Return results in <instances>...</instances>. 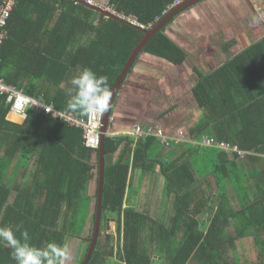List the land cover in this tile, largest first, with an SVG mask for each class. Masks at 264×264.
I'll return each instance as SVG.
<instances>
[{
  "label": "trees",
  "instance_id": "trees-1",
  "mask_svg": "<svg viewBox=\"0 0 264 264\" xmlns=\"http://www.w3.org/2000/svg\"><path fill=\"white\" fill-rule=\"evenodd\" d=\"M108 1L114 5L117 13L136 17L144 28L116 16L122 22L74 5L70 0H19L9 21L8 39L0 49V79L23 88L33 98L43 97L47 104H53L59 111L87 118L67 109L72 95L71 78L84 68H90L98 76L108 77L112 93L131 55L146 37V32L167 17L177 1L190 0ZM187 9L189 7L179 10L168 19L141 49L115 96L110 115H113L123 86L142 53L160 57L173 65H183L187 61L186 52L166 35L167 27ZM28 14V27L38 24L36 19L39 16L51 15L42 21V26H45L43 35L60 41L57 48L63 45L56 55L51 48L49 50L40 44L37 47L25 42L24 32H17L16 25L23 15ZM56 17L53 26V18ZM35 31V27L32 28L31 32L35 34ZM261 43L250 50L254 53L264 51V38ZM234 61L236 65L237 59ZM235 65L233 62L227 63L221 71L204 78L195 88L194 94L204 110L205 118L190 130V137L199 140L202 136L214 138L254 154L245 158L230 157L212 146L204 147L199 155H195L199 150L186 149L184 157H175L177 148L174 147L181 145L174 140L171 141L174 150L163 154L164 146L155 137L138 142L131 135L105 136L102 217L98 239L88 264H112L115 263L114 259L122 264H158L160 260L163 264H248V253L242 246L243 242L255 224L261 223V227L264 223L261 216L254 222L245 216L254 205L264 203V137L252 136L264 130V121L252 123V119L244 114L247 97L245 90L235 89L240 79L239 68H235ZM233 91L238 94L236 100L232 98ZM229 98L235 105L232 110L226 108ZM5 102V97L0 96V138L6 132L9 144L4 150L6 146L0 139V154L3 151L5 156H10V162L1 160L0 163V217L9 220L8 225L2 227H11L15 231L17 225H22L21 231L26 229L30 242L38 247L50 242L64 245L66 228L57 230L56 218L53 219L54 223L40 218L37 194L19 189L16 199L9 201L11 189L5 185L6 173L12 163L25 165L40 150V157L48 169L53 162V153L63 164H67L63 171L67 172L68 169L72 176H79L76 180H82L78 186L82 188L91 172V178L99 174V150L85 147L82 130L44 111L30 110L22 125L7 122L10 106ZM94 152L95 162L91 163ZM118 153V159L113 161ZM16 155L20 157L12 161ZM157 166L165 176L168 194L169 210L164 211L165 215L161 218H154L153 212H141L137 199H128L130 171L140 168L144 173H149ZM257 167L260 168L257 175L263 178L253 174ZM63 171L59 174H64ZM254 182L256 192L252 193L251 184ZM198 184H205L210 193L204 189L198 192ZM230 189L239 200L248 202L243 203V209L238 212H235L228 194ZM215 196L217 200H214ZM31 197L33 199H28ZM47 197L44 205L60 208L61 201L52 202L56 199H51L49 195ZM23 200L29 202L31 207H23ZM66 201L71 205L84 201L81 215L94 201L93 228L89 242L84 250L82 248V258L77 263L82 264L94 237L98 200L64 199L63 202ZM56 213L59 215L58 211ZM110 220L116 224L115 234L104 232ZM69 232L80 233L73 228ZM16 235L19 237L20 233L16 232ZM11 252V246L0 241V264H15Z\"/></svg>",
  "mask_w": 264,
  "mask_h": 264
},
{
  "label": "crops",
  "instance_id": "crops-1",
  "mask_svg": "<svg viewBox=\"0 0 264 264\" xmlns=\"http://www.w3.org/2000/svg\"><path fill=\"white\" fill-rule=\"evenodd\" d=\"M181 2L180 5L184 3ZM57 5L59 6V4ZM186 7H189V9L181 13L182 20L176 19L171 23L166 29V35L186 52L187 61L183 65H173L160 57L142 53L123 86L117 106L113 110V115H110L114 121L107 123L106 136H128L127 133L136 124L161 126L170 135H176L183 130L190 136V130L199 125L205 118L204 110L194 94L195 88L204 78L221 71L227 63L233 62L235 65L234 60L236 59L235 68H239L240 79L236 83L235 89L245 90L247 97L243 108L245 110L244 114L252 119V123L256 122L258 124L260 120L264 121V51L256 49L257 51L254 53L250 50L252 46L263 41L264 0H199ZM184 8L181 9L184 10ZM207 15L209 16L208 20ZM50 16V14H43L39 16V19H36L38 24H32L28 27L29 14L27 16L23 15V19L16 25V30L18 33L24 32L25 42L28 41L37 45V47L40 44L43 48H51L56 55L63 45L57 48L56 46L60 41H56L57 39L52 40L55 37L49 38L43 35L45 26H42L44 25L42 21L49 19ZM57 17L53 18V26ZM165 18H168V16ZM34 27L36 29L35 34L31 32ZM177 28L184 29V32L182 34L178 33ZM219 35L222 37L220 38ZM214 37H217V39L214 40ZM208 38H210V41L206 42ZM194 47L197 50L192 52ZM204 58H206V61ZM201 68H205V70H201ZM20 89L24 90L23 88ZM231 95L234 100L238 98L236 91H233ZM39 100L44 101V98L41 97ZM234 106L229 98L226 108L232 110ZM6 121L22 125L25 120L15 122L16 120L8 113ZM252 136L263 138L264 130H260ZM0 139L6 146L4 147V150H6L9 145L7 133L4 132ZM190 139L191 141L196 140L191 137ZM257 146L259 147V145ZM170 147V149L164 147L163 154L177 148L175 157H184L183 154L186 149L199 150L195 155H199L202 150L194 147L193 142L182 144L173 149L172 146ZM119 153L113 157V161L118 159ZM251 153L254 154V152ZM9 157V155L5 156L2 151L0 163L1 160L10 162ZM19 157L20 155H16L12 161L18 160ZM52 161L51 167L48 169V165H45L40 157V150H38L37 155L30 162L26 161L25 165L24 163L22 165L12 163L6 173L5 185L11 189L8 199H10V202H12L11 199H16L20 192L19 189L37 194V210L41 212L40 218H46L52 223H54L53 219L56 218L57 224L55 227L58 228L57 230L62 231L66 228L64 232L67 237L64 239V244L69 248V259L66 264H77L82 258L83 244L87 245L91 235L94 201L82 215L84 201L78 205H71L69 201H63L64 199H97L100 166L98 176L91 178L93 173L91 172L90 178L85 181L82 188H79V184L82 183V180H76L79 176H72L68 169L67 172L63 171L67 164H63L53 153ZM94 162L95 152L91 157V163ZM157 169L159 172L160 167L157 166ZM62 171L65 173L59 174ZM258 172H260L259 167L253 174L263 178L262 175H257ZM129 178L130 196L128 199H131L133 194L145 197L148 191L147 186H154L149 173H144L140 168L130 171ZM158 180V186H161V191H164L166 179H163L162 184L161 180ZM244 184L248 185L246 182ZM232 191V189L228 191L232 205L235 207L239 204L240 210L243 203L247 204L248 202L239 200V197ZM251 192H256L255 182L251 184ZM48 195L51 199H56L52 202L61 201L60 208H48L47 205H44ZM28 199H33V197ZM232 199H234V202ZM250 202L253 203L252 200ZM21 204L27 209L31 207L29 202L24 200ZM256 206L254 205L250 209V213L245 214L253 222L259 216L264 219V203L261 206ZM168 210V205H165V211ZM56 211L59 212V215ZM6 218L0 217V227L8 225L9 220ZM109 223L115 224L113 220H110ZM260 224H255L252 232L246 236L242 245L248 253V264H257V262L264 264V223L259 227ZM72 228L78 229L80 233H70L69 231ZM112 229L109 228L106 233L115 234L116 224ZM72 244L77 246L74 254L71 252ZM114 260L115 263L112 264H122L119 260ZM161 263L162 260L158 264Z\"/></svg>",
  "mask_w": 264,
  "mask_h": 264
},
{
  "label": "built area",
  "instance_id": "built-area-1",
  "mask_svg": "<svg viewBox=\"0 0 264 264\" xmlns=\"http://www.w3.org/2000/svg\"><path fill=\"white\" fill-rule=\"evenodd\" d=\"M74 5H83L89 8L97 9L103 13L116 16L122 21H126L133 25L141 26L137 18L134 16L125 17L115 11L114 5L108 0H70ZM19 0H0V49L4 41L8 38V31L6 29L8 22L11 18L12 12L17 6ZM176 4H180L177 1ZM264 38V36H263ZM0 96L5 97L6 104L11 106L9 114L15 120L26 119L30 110L44 111L46 114L51 115L55 119L63 120L70 124L72 127L82 130L84 145L88 149L98 150L101 145L102 129L105 120V111L100 114L88 115L87 118H80L74 114L59 111L53 104H47L42 100L28 97L24 90L17 88L12 84L4 82L0 79ZM39 102L41 105H36ZM114 119L109 118L108 123H112ZM127 135H131L136 138V141H146L151 137L157 138V140L166 148L171 146V141H185V133L179 131L178 136L171 137L161 126L136 124L133 126ZM194 146L199 148L215 146L218 149L223 150L230 156H238L245 158L249 153L238 148L236 145H232L226 142H219L214 138H207L203 136L201 140L193 143Z\"/></svg>",
  "mask_w": 264,
  "mask_h": 264
},
{
  "label": "clouds",
  "instance_id": "clouds-1",
  "mask_svg": "<svg viewBox=\"0 0 264 264\" xmlns=\"http://www.w3.org/2000/svg\"><path fill=\"white\" fill-rule=\"evenodd\" d=\"M55 1H63V0H55ZM178 5H176V7ZM15 9L13 10V12L15 11ZM90 9L94 11L97 10L93 8ZM100 14L103 15V12ZM8 25L6 27L7 31H8ZM70 83L72 85V95L67 105V109L69 111L78 112L84 116H88L92 114H100L103 111L106 112L111 97L109 79L107 76L105 75L98 76L92 69L84 68L82 71L79 72L78 75L71 78ZM27 96L31 97L29 95ZM36 105H41V104L37 102ZM10 110H11V106H10ZM109 118L111 117L109 116ZM26 119H22V120H26ZM20 121L21 120H16L15 122H20ZM183 132L185 133V141H181V142L177 141L176 144L182 145L189 142L194 143L199 140L196 139L194 141H191L189 134L185 131ZM178 133L175 136H178ZM246 152L249 153L248 155L253 154L248 151ZM21 229H22V225H17L15 231L11 227H0V241L6 242L8 245L11 246L12 252L10 253V256L15 261V264H66V261L69 259V248L66 244L61 245L55 242H50L44 244L41 247H38L30 242V238L27 230L25 229L21 231ZM16 232L20 233L19 237L16 235Z\"/></svg>",
  "mask_w": 264,
  "mask_h": 264
},
{
  "label": "water",
  "instance_id": "water-1",
  "mask_svg": "<svg viewBox=\"0 0 264 264\" xmlns=\"http://www.w3.org/2000/svg\"><path fill=\"white\" fill-rule=\"evenodd\" d=\"M199 0H190V1H185L182 5H178L177 8H175L173 11H171L168 15V18H164L161 22H159L152 30H150L149 32H146V37L143 39V41L138 45V47L135 49V51L133 52V54L131 55L128 63L126 64V66L124 67L123 71L121 72L113 90H112V93H111V97H110V101H109V105H108V108L106 110V113H105V120H104V125H103V129H102V136H101V146H100V149H99V153H100V159H99V165H100V176H99V189H98V205H97V214H96V228H95V233H94V237L92 239V243H91V246H90V250L87 254V257L84 261L83 264H88L89 261H90V258H91V255L93 253V250H94V246H95V243L98 239V235H99V231H100V223H101V217H102V191H103V185H104V168H105V155H106V152L104 151V146H103V141H104V138L106 136V126H107V123H108V118L110 116V112H111V109H112V104L114 102V99H115V96L121 86V84L123 83L125 77L127 76L130 68L132 67L135 59L137 58V56L139 55L141 49L146 45V43L148 42V40L166 23V21L171 18L172 16H174L177 11H179L181 8H184L192 3H195ZM96 10V9H95ZM98 11V10H96ZM100 12V11H98ZM102 13V12H100ZM107 16H109L110 18H113V19H116L118 21H121L119 20L118 18L112 16V15H109V14H106V13H103ZM122 22V21H121Z\"/></svg>",
  "mask_w": 264,
  "mask_h": 264
},
{
  "label": "rangeland",
  "instance_id": "rangeland-1",
  "mask_svg": "<svg viewBox=\"0 0 264 264\" xmlns=\"http://www.w3.org/2000/svg\"><path fill=\"white\" fill-rule=\"evenodd\" d=\"M177 14V13H176ZM207 14V13H205ZM200 15H201V12H200ZM208 16V15H207ZM209 16L207 17V20H208ZM176 19H181V15H179ZM182 20V19H181ZM178 33L182 34L184 32V29L182 28H177L176 30ZM219 37L221 38L222 36L219 35ZM210 38H208V40H206V42L210 41L209 40ZM217 37H214V40H216ZM197 48L194 47L192 48V52L196 51ZM199 53V52H198ZM200 55V53H199ZM205 61H206V58H204ZM216 61V60H215ZM214 66V65H213ZM201 70H205V68H201ZM141 87V86H140ZM165 106V105H164ZM159 108V106H158ZM157 124H161V123H157ZM149 176L151 178V181H152V184L154 185L153 187L150 186H147L148 187V191L146 193V196H136L135 194H133L132 198L131 199H137V203L139 205V210L142 212V211H146V212H153L154 213V218H161L163 217L165 214H164V211H165V202L167 203L168 205V194H167V190H166V181H165V189L164 191H161V186H158V183H159V180H161V184H162V181L163 179H165V176L162 175L160 173V171L158 172V169L157 167L152 171V172H149ZM158 180V181H157ZM196 189L197 191L199 192L201 189H204L206 191H208L206 188H205V184H202L201 186H199V184L196 186ZM161 192V193H160ZM136 193V191H135ZM208 193H210L208 191ZM214 193H216V191H214ZM157 194V195H156ZM218 194V193H217ZM252 194V193H251ZM149 195V196H148ZM253 195V194H252ZM216 198L214 200H217V196H215ZM252 197V196H251ZM254 197V196H253ZM201 198V196L199 197ZM249 199V198H248ZM233 202H234V199H232ZM243 209V207L241 208V210ZM234 210L235 212H238L239 210V204H237L235 207H234ZM164 214V215H163ZM115 224L114 223H108L104 228H108L107 230L105 229L104 231H109V228L112 229V227L114 226ZM92 228H93V225H92ZM113 230V229H112ZM83 250L85 248V244H83ZM76 244H72V253L74 254L75 251H76ZM71 255V254H70ZM75 256V255H74ZM250 257H252L250 255ZM257 264H260L259 262H257Z\"/></svg>",
  "mask_w": 264,
  "mask_h": 264
}]
</instances>
